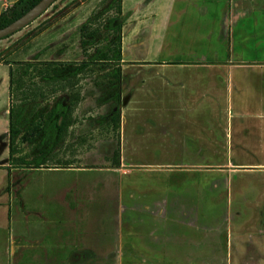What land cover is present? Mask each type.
Returning a JSON list of instances; mask_svg holds the SVG:
<instances>
[{"label":"crops","instance_id":"crops-1","mask_svg":"<svg viewBox=\"0 0 264 264\" xmlns=\"http://www.w3.org/2000/svg\"><path fill=\"white\" fill-rule=\"evenodd\" d=\"M126 1L121 0L122 14L128 15L127 23H134L122 26L123 33L172 39L173 49L213 37L215 52L230 54L231 99L233 103L237 99L238 105L236 109L232 105L214 132V149L229 152L217 157L213 168L176 169L148 162L127 168L119 162L115 167L28 169V179L37 172L59 173L51 190L42 187L40 178L20 184L13 173L7 219L12 253L29 250L46 255L45 249L36 247L48 241L58 245L52 255L55 258L46 255L39 261H253L263 246L255 242L254 235H249L248 243H241L238 233L234 235L231 198L233 194L248 197L243 184L255 176L262 188L257 197L262 192L264 204V0H133L130 9L125 7ZM192 29L205 33L201 38L187 36L185 32ZM252 102L256 103L254 109L250 108ZM98 195L102 203L113 196L116 210L96 212L93 207L99 202ZM94 213L101 218L92 221ZM16 262L9 260V264Z\"/></svg>","mask_w":264,"mask_h":264},{"label":"rangeland","instance_id":"rangeland-1","mask_svg":"<svg viewBox=\"0 0 264 264\" xmlns=\"http://www.w3.org/2000/svg\"><path fill=\"white\" fill-rule=\"evenodd\" d=\"M15 1L0 0V14ZM116 5L117 0H56L35 21L0 40V264H9L11 259L17 260L18 264H61L58 261H39L46 255L55 258L52 255L58 245L48 241L36 247L45 249L46 255L39 251L33 254L29 250L15 255L12 253V238L7 222L11 176L14 173L20 184L24 180L40 178L43 180L42 187L51 190L53 178L59 173L37 172L28 179L30 168L11 164L8 139L2 137L8 129L9 65L28 61L79 64L97 50L106 51L107 45L112 46L115 40V34L108 28V20L117 15ZM125 7L133 8V0H127ZM133 23L134 20L128 23L125 20L123 26ZM82 26H85L83 30ZM192 30L185 32L187 36L201 38L205 33ZM121 36L122 96L126 102L119 119L111 117L103 122L100 119L111 110L110 104L97 103L109 69L106 63H93L78 76L71 90L74 95L73 125L69 135L51 154L44 168L115 167L119 162L127 168L146 162L174 166L176 169L194 168L197 165L213 168L216 158L221 159L229 152L214 149L216 123L225 121L227 111L232 109V105H235V109L238 105L237 99L235 103L231 99L230 54L216 53L213 37L173 49V40L165 37H135L122 30ZM126 50L128 53H125ZM56 101L67 104L68 94L60 91L51 93L47 89L37 99V110L49 108ZM255 106L256 103L250 104L251 109ZM242 108H245L244 105ZM34 145L30 135L20 137L16 143L18 154L15 157L27 155L31 158L37 150L33 149ZM243 185L247 187L245 191L249 190V196L240 195L237 198L233 194L231 199L235 216L230 224L231 230L234 235L238 233L241 243H248L249 235H254L255 242L263 247L259 248L262 251L260 254L256 252L255 260L242 258L231 264H264L262 192L257 197L262 188L256 183L255 176L250 178V183L245 181ZM97 198L99 202L93 207L96 212L102 209L109 212V208L110 212L116 210L113 196L111 201L108 202L106 198L104 203L100 195ZM19 199L20 206L24 207L21 195ZM230 210H233L232 205ZM96 215L94 213L91 217V220L94 218L92 221L101 218L99 214L98 217Z\"/></svg>","mask_w":264,"mask_h":264},{"label":"trees","instance_id":"trees-1","mask_svg":"<svg viewBox=\"0 0 264 264\" xmlns=\"http://www.w3.org/2000/svg\"><path fill=\"white\" fill-rule=\"evenodd\" d=\"M40 0H16L0 14V29L20 18ZM117 15L111 17L108 28L115 34L112 46L107 45L106 51L97 50L93 56L87 57L79 64H59L57 62H16L9 65L8 93L10 107L8 109V129L2 137L8 139L9 158L12 166L24 168H43L51 154L66 140L70 127L73 125V87L80 74L96 62L107 64L109 71L103 83V92L97 99L99 105L110 104L111 110L100 119L116 117L119 119L121 108L125 104L122 97V26L128 15H122L121 0H117ZM85 26H82V30ZM84 36V35H83ZM7 38V37H6ZM50 89L51 93L68 94L67 104L56 101L49 108L37 110V99ZM30 135L37 149L31 158L27 155L17 156V140ZM14 164V165H13ZM10 172L8 171V179Z\"/></svg>","mask_w":264,"mask_h":264},{"label":"water","instance_id":"water-1","mask_svg":"<svg viewBox=\"0 0 264 264\" xmlns=\"http://www.w3.org/2000/svg\"><path fill=\"white\" fill-rule=\"evenodd\" d=\"M55 1L56 0H40L20 18L0 29V40L13 35L28 26L30 23L39 18Z\"/></svg>","mask_w":264,"mask_h":264}]
</instances>
